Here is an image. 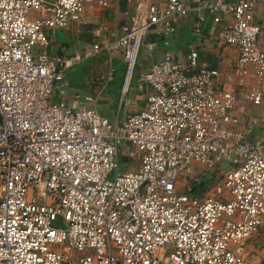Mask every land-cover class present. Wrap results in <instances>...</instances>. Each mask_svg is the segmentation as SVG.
<instances>
[{
  "label": "built area",
  "instance_id": "2783aa9c",
  "mask_svg": "<svg viewBox=\"0 0 264 264\" xmlns=\"http://www.w3.org/2000/svg\"><path fill=\"white\" fill-rule=\"evenodd\" d=\"M114 1L0 0V264H251L246 241L264 224V142L230 126L264 93V0H128L122 33L85 55L119 53L124 92L140 48L156 47L148 32L159 27L169 46L191 11L196 31L207 12L220 26L210 38L238 54L225 75L233 87L223 88L217 68L195 70L197 50L183 60L164 53L137 76L143 108L111 120L91 96L82 108L56 100L82 58L47 45L86 7ZM123 145L137 169L118 171ZM195 163L221 173L203 194L179 182Z\"/></svg>",
  "mask_w": 264,
  "mask_h": 264
},
{
  "label": "crops",
  "instance_id": "0c3cea01",
  "mask_svg": "<svg viewBox=\"0 0 264 264\" xmlns=\"http://www.w3.org/2000/svg\"><path fill=\"white\" fill-rule=\"evenodd\" d=\"M150 1L162 5L166 0ZM132 9L133 3L128 0L114 1L107 8L97 5L86 7L79 21L71 23L67 28L57 29L49 34L47 45L49 54L70 56L76 53L82 58L64 72L63 80L57 84L55 89L56 100H64L69 106L82 108L89 106L84 98L91 96L96 99V108L101 114L111 120H120L125 114L142 109L145 104L144 93L137 88V76L147 71L151 63L161 58L164 53L169 52L176 59L183 60L190 49H195L198 53V65L195 70L200 67L217 68L220 71L219 86L223 88L233 87L232 83L227 81L225 75L231 71L233 61L238 54L237 48L222 42H216L210 38L211 34L215 33L220 26L218 23L212 22L207 12L204 14L200 31L195 30L197 23L195 12L191 11L183 16L175 26L176 30L170 38L169 46L162 44V37L156 32L159 27H153L148 32L145 40L155 41L156 47L150 53L143 46L140 48L135 75L129 89L125 92L121 88L123 72L113 67V60L119 59L123 62L119 53L108 54L102 50L96 55H102L105 60L104 66L85 65L90 58L96 56H85L90 52L94 43L104 44L107 40L110 41L122 33V27L126 25ZM260 17H264V8L262 7L258 15V18ZM100 25L105 28L101 34L95 36L93 28ZM109 62L113 67L111 76L108 75ZM79 67H83V74L72 71ZM89 72L92 74L90 75ZM239 118V122L230 126L233 131H239L245 139H260L264 142V133L262 132L264 128V93L261 102L259 104H248L246 112L240 113ZM122 151L127 152L125 148L121 147V154ZM124 159L129 163V170L137 169L139 165L137 158L130 159L125 153ZM201 168L211 170L212 175H204L202 179H198L196 170ZM193 169V173H190L193 179L189 182L191 183L192 192L196 184L201 186L205 178L210 179L209 183L196 194L205 193L207 186L221 176V173L216 172L215 169H208L197 163L194 164ZM183 189L185 190V187H182ZM246 252L251 264H264V224L259 226L247 239Z\"/></svg>",
  "mask_w": 264,
  "mask_h": 264
},
{
  "label": "rangeland",
  "instance_id": "374dc122",
  "mask_svg": "<svg viewBox=\"0 0 264 264\" xmlns=\"http://www.w3.org/2000/svg\"><path fill=\"white\" fill-rule=\"evenodd\" d=\"M105 60H104V58L102 57V55L101 54H98V55H96L94 58H90L86 63H85V65H93L94 67H102V66H104L105 65ZM82 68L83 67H79V68H77V69H73L72 71L74 72V71H76L78 74H83L84 72H82ZM91 72V71H90ZM89 72V74L91 75L92 73H90ZM55 98H56V93H55ZM122 148H126V146L125 145H123L122 146ZM123 153L121 154L120 153V156H119V167H118V171L119 172H122V171H125V170H129V163L128 162H126V159H124V156H125V153L126 152H124V151H122ZM216 168H218L219 170H221V169H223L225 166H226V164L223 162V161H220V162H218L216 165ZM197 172H196V177L198 178V179H202V177L204 176V175H212V171L211 170H206V169H197L196 170ZM214 174V173H213ZM200 177V178H199ZM193 178L191 177V176H186V177H182L180 180L181 181H179V182H181V183H183V186L186 184H188L191 180H192ZM59 222V223H58ZM54 224L56 225V224H58V225H63L62 224V222H60L59 220H56L55 222H54Z\"/></svg>",
  "mask_w": 264,
  "mask_h": 264
},
{
  "label": "trees",
  "instance_id": "16d2710c",
  "mask_svg": "<svg viewBox=\"0 0 264 264\" xmlns=\"http://www.w3.org/2000/svg\"><path fill=\"white\" fill-rule=\"evenodd\" d=\"M113 67L120 70L121 72L124 71V64L119 59L113 60ZM210 179L205 178L204 181H202L201 186L196 184V187L193 189L194 193H199V191L209 183Z\"/></svg>",
  "mask_w": 264,
  "mask_h": 264
}]
</instances>
